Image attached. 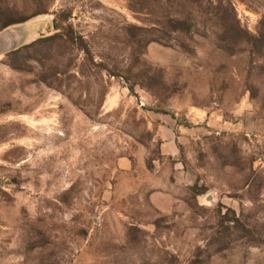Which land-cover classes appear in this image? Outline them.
I'll use <instances>...</instances> for the list:
<instances>
[{
    "label": "rangeland",
    "instance_id": "rangeland-1",
    "mask_svg": "<svg viewBox=\"0 0 264 264\" xmlns=\"http://www.w3.org/2000/svg\"><path fill=\"white\" fill-rule=\"evenodd\" d=\"M0 264H264V0H0Z\"/></svg>",
    "mask_w": 264,
    "mask_h": 264
},
{
    "label": "water",
    "instance_id": "water-1",
    "mask_svg": "<svg viewBox=\"0 0 264 264\" xmlns=\"http://www.w3.org/2000/svg\"><path fill=\"white\" fill-rule=\"evenodd\" d=\"M13 44L14 39H12L9 34L5 33L0 36V47L3 45L4 49L7 50Z\"/></svg>",
    "mask_w": 264,
    "mask_h": 264
}]
</instances>
